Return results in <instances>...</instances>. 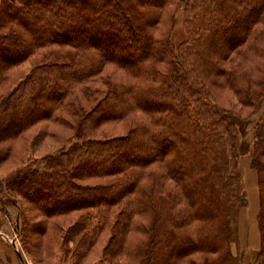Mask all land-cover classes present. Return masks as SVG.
I'll return each instance as SVG.
<instances>
[{
    "label": "trees",
    "instance_id": "1",
    "mask_svg": "<svg viewBox=\"0 0 264 264\" xmlns=\"http://www.w3.org/2000/svg\"><path fill=\"white\" fill-rule=\"evenodd\" d=\"M173 1L178 46L161 29ZM0 63V127L69 129L9 185L42 219L21 209L28 252L41 241L48 257L56 245L88 264L108 234L98 264H239V123L213 99L201 112L198 90L212 77L244 107L262 104L264 0H1ZM253 137L264 188V111ZM70 213L68 228L56 221Z\"/></svg>",
    "mask_w": 264,
    "mask_h": 264
},
{
    "label": "rangeland",
    "instance_id": "2",
    "mask_svg": "<svg viewBox=\"0 0 264 264\" xmlns=\"http://www.w3.org/2000/svg\"><path fill=\"white\" fill-rule=\"evenodd\" d=\"M173 3L163 16L161 29L169 30L171 32V41L175 46H178L187 35L184 25L185 12L182 8L183 6H176L178 4L177 1H173ZM169 15L175 17L174 21L170 20ZM219 42H221L220 44L224 43L222 41ZM239 62L246 67L252 66L251 63L244 59H239ZM0 67H4V64L0 63ZM28 67V63L25 62L17 69L26 71ZM110 70L111 68H108L106 71ZM117 78L120 79L121 77ZM218 81L219 84H214L212 77L204 80L207 87L202 86L203 89L198 90V98L201 99L199 108L201 112L206 113L207 109L204 103L213 99L215 103L230 112L234 120L239 123L238 147L241 153L239 169L242 176V194L245 196V200L239 210L237 219L238 241L232 244V250L237 260H239V264H260L261 253L264 248V232H262L260 227L259 216L262 207L261 196L264 198V188L259 184V171L253 167L252 142L255 124L259 122L264 111V101L253 111L252 108L244 107L239 102L236 93L224 88L221 81L219 79ZM2 91L3 86L0 87V94ZM23 119L26 120L27 118ZM0 128V148L3 150L10 149V153H8L6 158L0 161V235L5 238H1L0 246L9 255L7 264H74V261L71 260L73 256L69 255L67 257L60 252V247L56 245L55 249L49 254L51 256H46L47 254L43 251L41 241H37L38 245L40 244L39 251H41V254L36 255L34 252H28L26 245L22 242L21 230L17 224L21 209H23L25 216H30V220L35 226L42 219L40 217L36 218L35 212L29 215L27 209L31 205L24 197H21L18 193H13L9 186L16 176L27 167V163L33 162L36 157L41 158L45 154L62 148L63 144L67 142L63 134L69 129L56 124L39 122L34 127L26 128L27 130L22 131V134H18L17 137H12L11 134L15 126H10L6 130L4 129L5 126ZM262 181L264 182V174ZM255 196L256 198H254ZM77 218L78 215L76 213H70L66 216L58 217L56 221L68 228ZM144 221L148 225L151 218H144ZM108 237V234L103 236L102 241L99 242L97 254L88 264H98L103 257L102 246L106 243ZM69 245L72 248V242Z\"/></svg>",
    "mask_w": 264,
    "mask_h": 264
},
{
    "label": "crops",
    "instance_id": "3",
    "mask_svg": "<svg viewBox=\"0 0 264 264\" xmlns=\"http://www.w3.org/2000/svg\"><path fill=\"white\" fill-rule=\"evenodd\" d=\"M1 1V0H0ZM256 198V196L254 197ZM1 238H4L0 235V241H2ZM5 239V238H4ZM3 239V240H4ZM8 254L4 248L0 246V264H7L9 262Z\"/></svg>",
    "mask_w": 264,
    "mask_h": 264
}]
</instances>
